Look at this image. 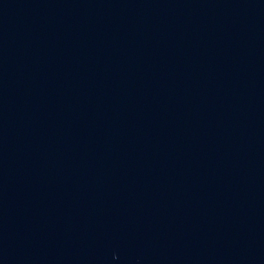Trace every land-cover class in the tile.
<instances>
[{
  "label": "water",
  "instance_id": "1",
  "mask_svg": "<svg viewBox=\"0 0 264 264\" xmlns=\"http://www.w3.org/2000/svg\"><path fill=\"white\" fill-rule=\"evenodd\" d=\"M0 264H264V0H0Z\"/></svg>",
  "mask_w": 264,
  "mask_h": 264
}]
</instances>
